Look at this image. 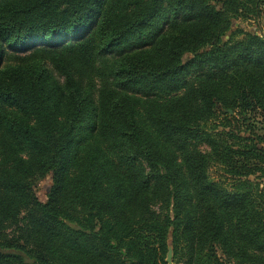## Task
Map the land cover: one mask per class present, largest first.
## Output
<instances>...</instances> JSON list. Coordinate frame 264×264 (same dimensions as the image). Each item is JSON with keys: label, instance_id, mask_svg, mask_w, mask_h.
Returning a JSON list of instances; mask_svg holds the SVG:
<instances>
[{"label": "trees", "instance_id": "16d2710c", "mask_svg": "<svg viewBox=\"0 0 264 264\" xmlns=\"http://www.w3.org/2000/svg\"><path fill=\"white\" fill-rule=\"evenodd\" d=\"M263 13L0 0V264H264Z\"/></svg>", "mask_w": 264, "mask_h": 264}, {"label": "rangeland", "instance_id": "374dc122", "mask_svg": "<svg viewBox=\"0 0 264 264\" xmlns=\"http://www.w3.org/2000/svg\"><path fill=\"white\" fill-rule=\"evenodd\" d=\"M232 25H233L232 31H234V29L237 28L238 25H240V27L246 31H250V32L256 31L258 33L264 34V13L259 18V20L251 19L249 21H242V23L240 22V20H237V21H233ZM226 39H227V37H226ZM228 114L232 117L234 116L233 113H231L230 111H228ZM218 118H219V120H221L222 116L219 115ZM219 120L217 122H219ZM258 133H259V135H264V129L258 131ZM210 173H211V176L213 177V173H214L213 168H211ZM50 185H51V182H50V179L48 177L45 178L44 180H41L40 182H38L36 184V186L34 188V192H35L37 199L40 202L43 203L46 201L47 193L49 191ZM171 264H172V260H171Z\"/></svg>", "mask_w": 264, "mask_h": 264}, {"label": "water", "instance_id": "95a60500", "mask_svg": "<svg viewBox=\"0 0 264 264\" xmlns=\"http://www.w3.org/2000/svg\"><path fill=\"white\" fill-rule=\"evenodd\" d=\"M171 258H172V250H171V247L169 246L168 252L166 255V263L167 264H171Z\"/></svg>", "mask_w": 264, "mask_h": 264}]
</instances>
